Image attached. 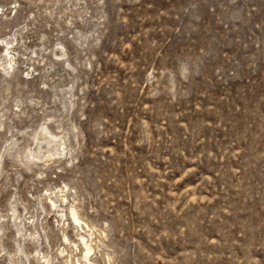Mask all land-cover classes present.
<instances>
[{"label":"rangeland","instance_id":"374dc122","mask_svg":"<svg viewBox=\"0 0 264 264\" xmlns=\"http://www.w3.org/2000/svg\"><path fill=\"white\" fill-rule=\"evenodd\" d=\"M0 264H264V0H0Z\"/></svg>","mask_w":264,"mask_h":264},{"label":"bare ground","instance_id":"6f19581e","mask_svg":"<svg viewBox=\"0 0 264 264\" xmlns=\"http://www.w3.org/2000/svg\"><path fill=\"white\" fill-rule=\"evenodd\" d=\"M74 219H75V221L80 222V219L76 214L74 215ZM81 240H82L83 244L85 245V249H86L85 257H87L88 254L91 252V246L88 244L89 242H87L86 238L82 235H81Z\"/></svg>","mask_w":264,"mask_h":264},{"label":"clouds","instance_id":"9594fccd","mask_svg":"<svg viewBox=\"0 0 264 264\" xmlns=\"http://www.w3.org/2000/svg\"><path fill=\"white\" fill-rule=\"evenodd\" d=\"M103 2V0H101V3Z\"/></svg>","mask_w":264,"mask_h":264}]
</instances>
